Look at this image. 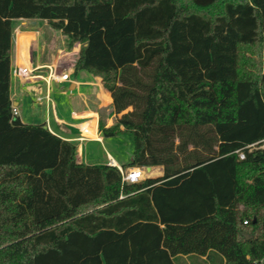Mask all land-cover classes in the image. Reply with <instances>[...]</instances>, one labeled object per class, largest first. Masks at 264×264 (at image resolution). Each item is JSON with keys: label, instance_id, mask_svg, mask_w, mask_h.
I'll return each mask as SVG.
<instances>
[{"label": "trees", "instance_id": "obj_1", "mask_svg": "<svg viewBox=\"0 0 264 264\" xmlns=\"http://www.w3.org/2000/svg\"><path fill=\"white\" fill-rule=\"evenodd\" d=\"M18 19L82 44L74 73L119 115L99 130L132 140L122 168L162 176L124 183L13 114ZM263 145L264 0H0V264H259Z\"/></svg>", "mask_w": 264, "mask_h": 264}, {"label": "rangeland", "instance_id": "obj_2", "mask_svg": "<svg viewBox=\"0 0 264 264\" xmlns=\"http://www.w3.org/2000/svg\"><path fill=\"white\" fill-rule=\"evenodd\" d=\"M11 42V100L16 102V105L12 106V112L13 114L15 112V115L24 123L37 124L43 122L47 127L46 120L44 116L42 117V107L44 105L41 104V101H43L41 97L43 95L39 92V89L45 92L47 88L51 90L54 85V89L56 86V90L69 93L68 80L59 82L53 75H61V68H67L74 63L82 44H70L67 37L63 36L60 31L52 29L44 20L21 19L12 21ZM24 49H28L32 72L29 75L20 76L21 81L15 75V70L19 60L18 54L22 53ZM24 74L26 73L24 72ZM30 76L37 78L29 79ZM46 98L47 96H44V100ZM107 138L109 139H105L104 145H98L95 148L96 159L100 162H106L107 153H109L117 163H127L132 154L131 137L122 134ZM77 160L79 159L77 158ZM155 172L156 170H153V173Z\"/></svg>", "mask_w": 264, "mask_h": 264}, {"label": "crops", "instance_id": "obj_3", "mask_svg": "<svg viewBox=\"0 0 264 264\" xmlns=\"http://www.w3.org/2000/svg\"><path fill=\"white\" fill-rule=\"evenodd\" d=\"M23 52L18 54L19 65L17 61H15V63H17L15 75L18 76V79H20V76L29 75L32 72L31 69H24L22 67L21 62ZM21 72L23 74H20ZM24 72L26 74H24ZM61 72L62 74L68 75L67 83L69 93L56 90V86L54 89V85L51 90L50 88H47L45 92H43L42 89H39V92L43 95L41 99L44 101H41V104L45 106H43L44 108L42 107V117L44 116L47 124V127L46 125L45 127L52 134L58 136L62 140L72 142L76 146L77 158L79 159L77 160L78 163H82L84 165H109L108 161L109 159H112L116 166L122 168L128 162L119 164L109 153H107L106 162H100L95 157V148L98 147V145H104L105 139H109L99 130V123L101 122L104 127L109 128L114 124L116 117L119 116L113 111V100L110 89L103 86L102 79L99 76H94L85 71H78L74 73V63L67 68H61ZM55 75L53 76L57 81H64V78L59 79L58 75ZM28 78L33 79L37 77L30 76ZM66 78L67 76H65V79ZM11 89L12 75L10 81V100ZM102 90L109 91V97L106 101H104V97L102 96ZM44 96H47L46 100H44ZM109 98L110 102L108 103ZM15 105L16 102L12 101V106ZM37 124H43V122ZM153 170H156V172L153 173ZM160 176H162V169L160 167H150V171L146 172L142 181L147 178H158ZM185 262L186 264H213L212 261L210 259H206L205 256L200 259L191 260L185 258Z\"/></svg>", "mask_w": 264, "mask_h": 264}, {"label": "built area", "instance_id": "obj_4", "mask_svg": "<svg viewBox=\"0 0 264 264\" xmlns=\"http://www.w3.org/2000/svg\"><path fill=\"white\" fill-rule=\"evenodd\" d=\"M64 76H67V78L65 80H68V75L64 74ZM15 114L16 113L14 112V115ZM252 147L253 146L247 147L246 151L250 152ZM262 148H264V145L262 146ZM237 154H238L239 159H243L244 158V153H243L242 150L238 151ZM108 163H109L110 166H116V164H114V161L112 159H109ZM116 167L119 169V171H120V173L122 175V181L124 183H129V184L137 183L138 181L142 180L144 178L146 172H147L145 167H141V168H126V169H122V168H120L118 166H116ZM243 224L246 225L247 221H243ZM259 264H264V259L261 260L259 262Z\"/></svg>", "mask_w": 264, "mask_h": 264}, {"label": "bare ground", "instance_id": "obj_5", "mask_svg": "<svg viewBox=\"0 0 264 264\" xmlns=\"http://www.w3.org/2000/svg\"><path fill=\"white\" fill-rule=\"evenodd\" d=\"M27 40H28V39H27ZM30 61H31V60H30ZM21 64H22V67H23L24 69H31L30 62H29V52H28V49H27V50L24 49ZM55 76H56V75H55ZM56 78H57V77H56ZM58 78H59V79L64 78V80H65V76H64V74L58 75ZM114 164H115V162H114Z\"/></svg>", "mask_w": 264, "mask_h": 264}, {"label": "water", "instance_id": "obj_6", "mask_svg": "<svg viewBox=\"0 0 264 264\" xmlns=\"http://www.w3.org/2000/svg\"><path fill=\"white\" fill-rule=\"evenodd\" d=\"M145 169H146V171H150V167H146Z\"/></svg>", "mask_w": 264, "mask_h": 264}]
</instances>
